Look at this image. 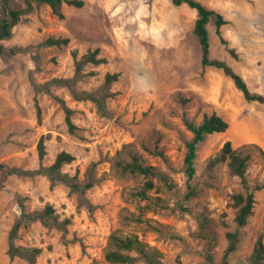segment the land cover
<instances>
[{"label":"rangeland","instance_id":"rangeland-1","mask_svg":"<svg viewBox=\"0 0 264 264\" xmlns=\"http://www.w3.org/2000/svg\"><path fill=\"white\" fill-rule=\"evenodd\" d=\"M68 1L61 17L47 4L33 2L28 9V0H11L12 8L25 12L0 59V160L32 170L70 152L75 160L63 172L75 177V186L46 174L7 175L0 169V264H116L105 258L114 232L139 235L163 252L165 264H208L209 251L222 264L227 233L237 229L233 195L245 188L230 174L228 160L212 159L230 141L249 156L250 186L264 183V103L246 99L222 69L203 65L194 32L198 12L187 3L83 0L78 7ZM201 1L228 21L222 27L228 44L213 19L208 24L211 59L228 63L264 95V0ZM59 38L70 42L47 44ZM96 49L106 62L87 63L77 76L73 52L81 59ZM66 106L74 110V131ZM213 113L229 127L199 144L189 181L185 158L194 134L187 122L201 123ZM134 156L154 172L124 170ZM149 180L154 188L145 198L141 192ZM189 183L197 190L191 199ZM23 205L27 212L52 205L58 221H27ZM204 215L209 223L202 230ZM240 232L230 264H249L264 234V189L256 192L254 214ZM12 244L41 252L12 257Z\"/></svg>","mask_w":264,"mask_h":264},{"label":"trees","instance_id":"trees-1","mask_svg":"<svg viewBox=\"0 0 264 264\" xmlns=\"http://www.w3.org/2000/svg\"><path fill=\"white\" fill-rule=\"evenodd\" d=\"M66 0H28V9H32L33 2L44 3L54 10L55 13L64 17L62 12V5ZM70 4L81 7L84 5L83 0H69ZM174 4L182 5L187 3L192 8L196 9L198 12V18L195 23L194 32L199 38L203 58L202 63L204 66H214L219 69H222L226 75L231 77L235 82L236 86L244 93L246 99L250 101H258L264 103V95L261 93L253 92L247 81L242 75L237 73L233 67L228 63L222 60L211 59V43L210 35L208 30V24L213 19L216 28L217 34L221 37L224 44H228V41L222 35V27L228 22L224 14L215 8L209 7L201 0H173ZM25 10L15 9L11 6V0H1V9H0V59L1 56L6 52V47L4 41L7 38H10L13 34L14 27L20 21ZM70 42L69 38H59V39H49L47 41L48 45L64 46L68 45ZM14 51V50H13ZM16 51V50H15ZM231 53H235L233 49L230 50ZM100 49H96L86 55L81 59H78V52H73L74 57L76 58V75L79 76L87 63H102L106 62V58H99L98 54ZM110 77V76H109ZM55 82L59 84H68L70 83L67 79H55ZM66 109V120L71 131L76 129V124H74L72 116L74 110L68 106ZM187 125L189 129L193 132L194 137L191 142L188 143V151L185 158V163L187 165V173L189 176V181L194 177L196 173L195 161L197 158L198 146L203 142L207 135L215 132L226 131L229 127V122L225 120L222 116L213 113L211 115H205L201 123H196L188 121ZM39 153L40 158L43 160L47 153L45 138L42 137L39 142ZM75 160V156L67 151H62L58 154L55 162L50 166L41 165L37 169H20L16 167H9L0 160V169L6 170L7 175H22V176H37L41 174L49 175L60 181L75 186L71 182L75 177H71L68 173L63 172V167L66 164L72 163ZM228 160L230 174L232 176L240 177L245 188L244 192H238L233 195V205L237 209L235 222L237 224V229L228 231V247L226 249L222 264H230L232 254L238 249L241 232L240 229L247 226L250 218L254 214V208L256 204V192L264 189V183L256 185L254 188L250 186L249 180L247 178V170L249 165V156L233 148L232 142L228 141L222 150L217 153V155L212 159L215 163L217 161ZM124 170L130 171L133 173H140L144 175H150L154 172L152 166H145L140 162L138 156H134L131 162L123 163ZM189 192L187 194V199H191L194 196H197V190L191 183L188 184ZM154 188L153 181L149 180L146 183V189L141 192V195L145 198L148 197V190ZM23 214L22 218H25L27 221L42 220L48 222L49 220L58 221V215L55 213V209L52 205H48L42 211L27 212L25 206L23 205ZM183 209L189 211V208L183 206ZM208 209L206 208V211ZM70 220L67 219L66 223H69ZM209 223V218L207 215L201 216L200 226L204 230ZM21 221L18 222L11 232V239L17 237L19 229L21 227ZM11 256L15 257L16 255H26L28 253L36 256L41 252L39 248H27V247H18L12 244L10 248ZM105 258L110 263L116 264H134L138 260H144L146 264H165L164 263V254L159 249L151 246L150 243L143 240L139 235H122L118 232H114L109 239V247L106 251ZM206 261L208 264H219L215 260L214 254L209 251L206 255ZM34 264V261L33 263ZM249 264H264V234L262 233L254 246L252 254L249 258Z\"/></svg>","mask_w":264,"mask_h":264}]
</instances>
